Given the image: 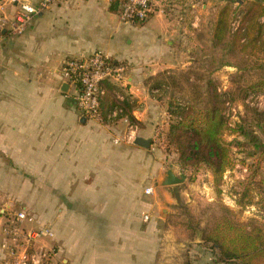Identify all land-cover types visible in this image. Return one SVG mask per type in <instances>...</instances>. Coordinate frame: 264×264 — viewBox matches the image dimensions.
<instances>
[{
    "label": "crops",
    "instance_id": "crops-1",
    "mask_svg": "<svg viewBox=\"0 0 264 264\" xmlns=\"http://www.w3.org/2000/svg\"><path fill=\"white\" fill-rule=\"evenodd\" d=\"M26 1L37 4L40 0ZM3 3L5 15L12 17L15 3ZM111 3L112 0L55 2L33 17L22 35L3 41L1 189L9 199L64 200L62 219L56 216L58 204L54 203L47 219L39 209V227L35 223L32 225L36 227L28 226L41 228L45 220L60 226L62 220L63 227H43L54 234L53 240L43 243L59 249L57 263L63 256L62 264H182L184 244L160 243L156 237L153 239L155 227H127L123 220L115 223L111 215L119 214L126 220L134 214L131 208H135L136 197L127 196V184L123 191L116 187L120 181L117 169L121 149H133L151 161L149 151L154 145L150 139L158 128L165 131L168 115L166 101L156 99L157 93L147 80L161 72L190 68L193 51L187 48V41L192 47L198 44L197 33L203 22L195 13L199 4L197 0H159L155 2L156 13L143 25H134L122 22L118 12L110 10ZM208 7L203 4L200 14H205ZM96 51L125 67V81L107 82V90L112 91L106 96L114 101V93L119 92L133 123L127 116L101 123L87 120L70 98L72 87L67 85L63 91V63ZM130 125H136L135 139L148 140L149 148L114 143ZM25 184L41 187L26 192L21 186ZM121 197L125 202H120ZM126 200L132 201V207ZM75 201H80L78 208ZM81 210L95 221L100 219V227L74 218L85 213ZM3 220L0 219L1 226Z\"/></svg>",
    "mask_w": 264,
    "mask_h": 264
},
{
    "label": "rangeland",
    "instance_id": "rangeland-1",
    "mask_svg": "<svg viewBox=\"0 0 264 264\" xmlns=\"http://www.w3.org/2000/svg\"><path fill=\"white\" fill-rule=\"evenodd\" d=\"M197 1L199 5L195 13L202 17L203 22L200 23L201 30L197 33L198 44L192 47L191 42L187 41V48L193 51L190 56L192 62L190 81L202 88V91H204L205 83L211 82L217 88L218 94L224 95L226 103L224 113L227 115L228 127L232 129L237 124L242 125L251 136L256 137L264 145V120L253 121L252 112L249 111L250 108L260 112L264 111V94L256 98L249 96L244 102L241 99L243 88L256 79L259 72L256 64L260 61H256V58L250 60L242 55L228 54L224 50L213 48L210 42L211 26L218 10L226 4L231 6L234 10L232 15L234 28L239 19V12L249 0ZM203 4L209 5L208 11L205 14H200ZM184 71L174 69L170 71L172 72L170 75L173 78H178L182 73H185ZM179 80L181 83L184 81L182 78ZM166 91L165 101H167V96L175 90L169 86ZM163 131L159 136L154 134L150 139L154 145V149L149 151L150 162L148 157L144 158L133 149H121L120 166L117 169L120 181L116 187L123 191L124 185H128L127 196L136 197L135 208H131V212L134 211V214H129L126 220L119 214L111 216L115 223L123 220L127 227H155L153 239L156 237L155 240L160 243L184 244L181 251L183 254L182 264H221L215 260L217 251L212 250L209 246H203L201 239L204 233L214 229L217 222H221L225 218L236 224L254 222L264 231V212L258 205L263 191L260 183L264 181V156L261 157L263 148L261 146L257 149L244 137L231 134L229 130L225 131L222 135L223 141L227 143L238 141L241 145L232 144L230 152L232 166L225 171L217 185L205 167H201L197 172L190 168H183L178 162V154L167 146ZM120 141L123 142L121 137ZM167 170H172L176 175L184 174L185 182L177 186H161L160 183ZM250 175H254V180L249 186V191L244 193ZM21 186L26 192L41 187L36 184ZM45 187L47 188V185ZM131 187H134L136 192L132 191ZM146 190H150V193L146 194ZM5 196L0 185V219H4L3 224L11 214L18 212L21 208H26L29 213L34 215L35 222L25 224L29 229L39 227L36 223V220H39V209L45 212L43 217L47 219V212L50 211L51 204L57 203L56 216L62 219L65 214L64 209L61 208L64 203L62 199L17 200L5 198ZM121 199L120 202H125L123 197ZM239 199H243L248 204L241 205ZM75 202L77 203L76 208H78L80 201ZM127 202L128 206L132 207V201L126 200ZM81 211L85 213L74 215V218L100 227V219L95 221L86 210ZM96 212L98 214L99 210ZM45 221L41 228L63 227L62 220H59L60 226H54L50 221ZM34 223L36 226L32 225ZM0 227L2 226L0 225ZM119 227H123V224ZM48 229L50 230V228ZM170 251L174 252L173 250L165 252L170 253ZM58 252L60 254L59 249ZM62 259L63 256H60L58 264H62ZM175 263L173 261V264ZM177 264H180L179 261Z\"/></svg>",
    "mask_w": 264,
    "mask_h": 264
},
{
    "label": "trees",
    "instance_id": "trees-1",
    "mask_svg": "<svg viewBox=\"0 0 264 264\" xmlns=\"http://www.w3.org/2000/svg\"><path fill=\"white\" fill-rule=\"evenodd\" d=\"M159 1V0H153ZM119 0H112L110 10L118 12ZM234 10L229 4L221 7L211 26V45L213 48L224 50L228 54L242 55L243 57L256 58L258 75L256 79L247 84L241 99L244 102L249 96L254 98L264 94V1L249 0L239 12L236 27L232 26ZM145 21L134 22V25H143ZM258 57H261L260 59ZM227 65V64H225ZM190 68L185 70L180 77L173 78L172 72L165 71L149 78L151 90L156 94L158 101L164 100L166 89L170 86L175 92L167 96L166 111L168 123L164 133L166 144L178 154V162L183 168H190L197 172L205 167L212 175L215 184H219L223 174L232 166L230 152L232 144L241 145L238 141L227 143L222 135L229 130L231 134L242 136L257 149L262 146L261 157L264 156V145L251 136L242 125L228 127L224 113V95L217 92L211 82L205 83L204 91L191 80ZM192 73V72H191ZM179 78L184 79L181 83ZM99 102V116L101 122L127 116L131 123L134 122L130 115L129 107L124 99L116 105V101L108 98L107 92ZM118 108L120 111L115 118L110 115ZM253 121H263L264 111L250 108ZM254 180L250 175L244 193L249 191V186ZM259 208L264 212V181L260 183ZM241 205H246L239 199ZM227 210V209H225ZM229 214H231L229 212ZM203 246H209L217 251V263L221 264H264V231L250 222L236 224L231 220L223 219L217 222L214 229L202 235Z\"/></svg>",
    "mask_w": 264,
    "mask_h": 264
},
{
    "label": "built area",
    "instance_id": "built-area-1",
    "mask_svg": "<svg viewBox=\"0 0 264 264\" xmlns=\"http://www.w3.org/2000/svg\"><path fill=\"white\" fill-rule=\"evenodd\" d=\"M62 1L66 0H40L37 4H31L26 0H10L11 3H15V11L12 17H8L4 13L3 0H0V47L6 37L22 35L33 17L47 10L51 4ZM155 2L119 0V19L125 23L145 21L156 13ZM60 76L63 82L74 90L70 98L82 117L101 123L98 111L100 99L106 94L105 84L123 83L125 67L102 52L96 51L84 57L67 59L61 67ZM114 100L116 105H119L123 101V96L115 92ZM119 112L118 108H115L110 118H115ZM136 130V125H130L124 131L121 140L127 144L133 143ZM162 131V128H158L155 136H159ZM118 142L119 139L114 141L115 144ZM145 193L149 194L150 190H146ZM34 221V216L25 210H19L6 219L0 229L2 264H58V249L43 243L47 239L53 240V232L47 228L26 227Z\"/></svg>",
    "mask_w": 264,
    "mask_h": 264
},
{
    "label": "water",
    "instance_id": "water-1",
    "mask_svg": "<svg viewBox=\"0 0 264 264\" xmlns=\"http://www.w3.org/2000/svg\"><path fill=\"white\" fill-rule=\"evenodd\" d=\"M66 86L67 85L64 86L63 91H65V88H67ZM133 143L137 146L144 148L150 147V142L148 140H143L139 137H137ZM185 180H186V176L184 174L176 175L172 170H167L160 185L164 187L177 186L184 183Z\"/></svg>",
    "mask_w": 264,
    "mask_h": 264
}]
</instances>
